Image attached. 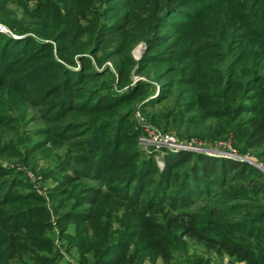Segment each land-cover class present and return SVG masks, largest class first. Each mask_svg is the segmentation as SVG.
Returning <instances> with one entry per match:
<instances>
[{"label": "trees", "instance_id": "16d2710c", "mask_svg": "<svg viewBox=\"0 0 264 264\" xmlns=\"http://www.w3.org/2000/svg\"><path fill=\"white\" fill-rule=\"evenodd\" d=\"M0 25L18 36L0 32V156L27 165L63 150L44 173L56 181L51 211L0 162V264H60L53 236L79 264H195L173 260L190 242L264 264V174L188 151H162L159 168L132 122L137 106L158 128L146 111L172 97L166 123L190 115L208 124L200 139L264 165V0H0ZM159 68L156 91L132 80ZM30 111L43 127L24 128ZM81 181L94 184L71 190Z\"/></svg>", "mask_w": 264, "mask_h": 264}, {"label": "rangeland", "instance_id": "374dc122", "mask_svg": "<svg viewBox=\"0 0 264 264\" xmlns=\"http://www.w3.org/2000/svg\"><path fill=\"white\" fill-rule=\"evenodd\" d=\"M27 4L32 7L35 4L36 0H26ZM229 2L225 1V7H229ZM11 8L15 11V16L17 19H20L23 15L22 10L17 8L15 5H12ZM227 10V9H225ZM218 13V12H217ZM225 13V18H231L230 13ZM221 14H217L215 17L210 16L208 18V21L204 22V26H212L215 22L216 19L220 16ZM222 16V15H221ZM224 18V19H225ZM190 28H189V34L192 32H196L199 27H197L195 21H190ZM6 29V28H5ZM221 29H224V27L221 26ZM7 30V29H6ZM8 35L12 36H17L15 35L14 32L11 30L9 31ZM18 37V36H17ZM144 47L142 44H138L137 46L134 47V49L131 52V55L133 59L138 60L141 56V53L143 51ZM106 66L111 68V63L107 62L105 63ZM162 68V67H161ZM151 69L150 70V76L146 77L145 75H132V80L134 82L141 80L145 82H151L154 86V90L156 91L158 86L156 85V82L154 81V76L160 71V69ZM153 70V71H152ZM175 108V104L173 102L172 97L166 98L165 101L155 107V109H147V117L151 118L154 116V118H157V122H154V126L158 127L156 128L159 132L163 134H168L175 138L177 141L181 142L182 144H186L185 147L182 148V150L178 151H173L179 152V151H188L192 153H197V154H204L212 157H226V158H231L234 160H240V161H245L257 169H259L263 174H264V165H262L260 162L256 161L255 157L250 154V152L243 153L239 155V152L235 147H233L232 142L229 140H223V139H213V140H204L200 139L199 135H205L206 134V128L204 126L196 127L194 125V122L190 121L191 116L185 117V119H180V118H173L171 119L170 123H166V119H161V115L164 113L170 111L171 109L173 110ZM135 109V110H134ZM133 110L135 111L134 114V120L132 122L135 124V130L138 133L137 136V141H136V146L138 149L143 152L144 154H148L150 152H153L152 149H148V147L141 145V139L144 136L145 132V126H151L145 118L140 114V112L137 110V106H133ZM139 113V115H137ZM33 114V111H30L27 115L26 121L28 123L24 126L25 129L27 130H32L35 128L43 127V123L40 121L37 122H31L30 116ZM174 116H177V113L174 114ZM180 119V120H179ZM153 122V120H152ZM153 127V126H151ZM155 128V127H153ZM140 133H139V132ZM8 136H15L14 133L9 134ZM224 151H211L209 149H218ZM230 153H226V152ZM170 152V151H167ZM217 152V153H216ZM231 152H233L231 154ZM162 151L156 152L157 154L155 156V161L156 164L159 168L162 167V162H161V154ZM63 150L62 148H58V150H55L52 154L51 157H43L40 155H34L29 161H27V165L22 164L19 161V158L16 157H1L0 156V162L2 167H8L11 168L19 173L22 174V177L25 179V182L27 184V189L31 190L37 196L42 198L45 201V205L47 208L51 211L53 203L56 201L53 200L51 201L49 197V190L54 187L56 181L55 179H49L44 176L45 171L49 170L52 168V165H57V160L62 158ZM248 159H251L249 161ZM259 165V166H258ZM89 184H94L90 183L88 181H81L75 187H73L71 190H78L80 186L83 185H89ZM198 206H203V204L199 203L196 207ZM254 206V205H253ZM257 206H260L264 208V200L260 201ZM255 209L252 208V211ZM56 235V230L54 232ZM53 241L55 244V248L58 252L61 253V261L60 264H79V254L74 248H68L67 245H62V243L57 240L53 236ZM62 246V247H61ZM173 260L177 262H187V263H197V264H231L228 260L227 257H219L213 253L206 252L203 247L199 244H196L194 242H190L188 244V247L186 251L182 250H176L173 254ZM141 264H160L159 259H155V261L150 260V258H146L143 263ZM237 264V263H236ZM238 264H244V263H238Z\"/></svg>", "mask_w": 264, "mask_h": 264}, {"label": "built area", "instance_id": "2783aa9c", "mask_svg": "<svg viewBox=\"0 0 264 264\" xmlns=\"http://www.w3.org/2000/svg\"><path fill=\"white\" fill-rule=\"evenodd\" d=\"M0 32L8 34L9 31L5 29L2 25H0ZM139 115V113H137ZM144 136L141 139V145L148 147V149H152L154 152L159 151H178L182 150L186 144H182L177 141L175 138L168 134H163L159 132L156 128L151 126H145ZM211 151H222L220 148L218 149H209ZM224 152V151H222ZM217 153V152H216ZM226 153H230L229 151ZM233 152H231L232 154Z\"/></svg>", "mask_w": 264, "mask_h": 264}, {"label": "water", "instance_id": "95a60500", "mask_svg": "<svg viewBox=\"0 0 264 264\" xmlns=\"http://www.w3.org/2000/svg\"><path fill=\"white\" fill-rule=\"evenodd\" d=\"M248 160L252 162V160H251V159H248ZM258 166H259V165H258Z\"/></svg>", "mask_w": 264, "mask_h": 264}]
</instances>
